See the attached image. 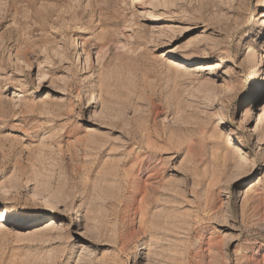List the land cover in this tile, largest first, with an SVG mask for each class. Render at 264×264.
<instances>
[{
    "label": "rangeland",
    "instance_id": "rangeland-1",
    "mask_svg": "<svg viewBox=\"0 0 264 264\" xmlns=\"http://www.w3.org/2000/svg\"><path fill=\"white\" fill-rule=\"evenodd\" d=\"M0 171V264H264V0H0Z\"/></svg>",
    "mask_w": 264,
    "mask_h": 264
},
{
    "label": "bare ground",
    "instance_id": "bare-ground-1",
    "mask_svg": "<svg viewBox=\"0 0 264 264\" xmlns=\"http://www.w3.org/2000/svg\"><path fill=\"white\" fill-rule=\"evenodd\" d=\"M187 62H189V61H186V60H184L183 58H178L177 59V66H181V64H186ZM176 64V63H175ZM189 64V63H188ZM259 81V80H258ZM257 81V82H258ZM243 130H244V123H241V129L239 130V132H237V134H239V133H242L243 132ZM3 173L0 171V177H1V175H2ZM10 190V187H3V186H0V191H2V192H8ZM19 196L18 197H16L15 198V202H17V204L18 203H24L25 202V198H26V194L25 195H22V191H20L19 193ZM15 206H17V205H15ZM14 208H16V207H11V208H4V209H2L1 211H0V221H5L6 220V217L8 216V215H11L12 214V211L14 210Z\"/></svg>",
    "mask_w": 264,
    "mask_h": 264
}]
</instances>
